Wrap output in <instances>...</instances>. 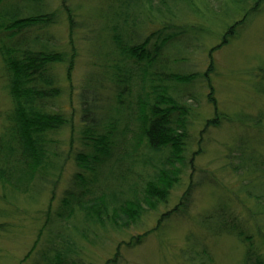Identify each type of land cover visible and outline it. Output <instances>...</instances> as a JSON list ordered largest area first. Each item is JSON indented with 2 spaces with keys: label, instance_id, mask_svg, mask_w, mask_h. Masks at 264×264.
<instances>
[{
  "label": "trees",
  "instance_id": "16d2710c",
  "mask_svg": "<svg viewBox=\"0 0 264 264\" xmlns=\"http://www.w3.org/2000/svg\"><path fill=\"white\" fill-rule=\"evenodd\" d=\"M247 1L0 0V80L8 99L0 113V234L21 219L10 196L38 195L50 184L54 197L69 161L77 170L55 207L51 197L30 251L37 249L33 264H78L77 248L112 237L121 239L106 264H116L121 249L185 219L194 193L207 185L193 171L202 135L216 125L207 119L195 132L202 99L214 91L211 53L257 15ZM82 10L89 19L78 24ZM63 15L66 48L53 32ZM91 21L96 26L89 29ZM86 28L92 58L75 92L79 52L72 36ZM221 29L202 71L195 55ZM259 73L264 93V69ZM253 142L237 141L221 167L222 178L234 176L232 185L211 181L221 191L199 220L205 235H186L177 264H220L206 235L242 248L238 264H264V148ZM184 186L168 208L173 191ZM150 213H158V225L140 231Z\"/></svg>",
  "mask_w": 264,
  "mask_h": 264
},
{
  "label": "rangeland",
  "instance_id": "374dc122",
  "mask_svg": "<svg viewBox=\"0 0 264 264\" xmlns=\"http://www.w3.org/2000/svg\"><path fill=\"white\" fill-rule=\"evenodd\" d=\"M91 1L93 5L94 1L101 2V0ZM247 5L248 7L255 6L259 12L250 21L244 32L235 38L231 37L226 45L212 51L210 81L214 91H211L210 99L207 101L206 98L202 99L199 116L196 119L195 132H197V136L198 131L204 128L207 119L214 120L212 124H216L209 127L206 132L204 131L200 142L203 151L199 152L194 160L195 181L204 180L207 185H201L194 193V204L190 207L185 219L179 223L174 222L164 231L150 232L149 238L139 247L130 250L121 249L116 264H177L176 259L185 244L186 235L189 232L195 235H205L198 225L199 220L214 208L218 192L221 191V188L217 189V185L211 181L214 179L218 183L219 179V184L224 185L225 188L232 185L234 181V176L229 175V177L222 178L221 167L227 162L226 157L231 155L233 148L238 145L237 141L252 140L256 147L264 148V134L259 127L262 125L264 131V115L261 114L264 113V93L256 85L261 77L259 72L264 69V0H250ZM83 12L84 10L80 11L82 16L77 18L78 24L89 19ZM91 13L94 14V11ZM62 18L63 22L53 32L62 46L66 48L70 43V31L66 17L63 15ZM92 25L96 26V23L89 22L88 28L90 29ZM223 30H219L220 32L216 36H206L204 38L205 51L195 55L202 71L207 70L206 66L210 64L208 51L212 46L220 43L219 36ZM90 37L91 34L87 28L75 30L72 36L79 52V60L73 72L75 92L80 91L82 73L88 71V61L92 58L90 50H88V47L91 46H87L88 41L86 40ZM58 71L62 76L65 74L64 67ZM203 92L207 95L208 89ZM7 106L8 99L0 80V113ZM75 106L78 109L76 101ZM243 118L248 120V124L241 121ZM254 122H258L260 125ZM74 170H77V167L69 161L62 179L55 189L54 197H52L50 184L46 185L38 195L16 192L10 196L12 207L19 211L21 219H14V223L11 224L14 225V228L10 227L11 232L0 234V264H21L28 253L32 254L22 264H33L34 258L37 256V249L34 252L30 251L37 241L51 197L53 198L52 207H55ZM184 188L185 186L173 191L168 208L174 206ZM3 204V200H0V205L3 206ZM157 215L158 213H150L140 231H151L155 225H158ZM132 233L133 231L130 234ZM114 238H100L96 242L85 243L77 248L80 249L78 251L80 257L76 259L77 263L106 264L112 261L116 253V245L120 242L118 240L121 239ZM215 240V238L211 239L206 235V243L215 251L218 262L220 264H238L242 248L233 249L228 241L218 242ZM42 242L41 238L38 248L43 245Z\"/></svg>",
  "mask_w": 264,
  "mask_h": 264
}]
</instances>
